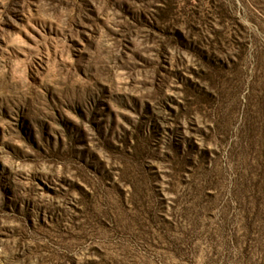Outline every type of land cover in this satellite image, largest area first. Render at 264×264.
<instances>
[{"label":"rangeland","instance_id":"374dc122","mask_svg":"<svg viewBox=\"0 0 264 264\" xmlns=\"http://www.w3.org/2000/svg\"><path fill=\"white\" fill-rule=\"evenodd\" d=\"M0 264H264V0H0Z\"/></svg>","mask_w":264,"mask_h":264}]
</instances>
